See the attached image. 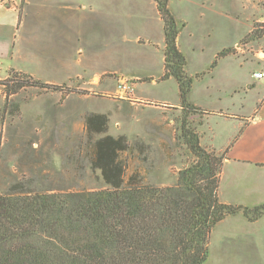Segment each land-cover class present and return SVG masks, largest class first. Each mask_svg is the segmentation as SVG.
<instances>
[{"label":"rangeland","instance_id":"rangeland-1","mask_svg":"<svg viewBox=\"0 0 264 264\" xmlns=\"http://www.w3.org/2000/svg\"><path fill=\"white\" fill-rule=\"evenodd\" d=\"M125 1L118 0V5L130 2ZM138 1L143 7L140 14L157 10L155 0ZM56 2L70 8L63 12L78 15L82 34L74 32L71 21L61 28L40 17L20 30L14 67L0 81L18 74L27 86L7 99L0 83V191L28 179L40 190L105 188L93 161L97 141L107 135L125 137L128 144L120 151L126 181L137 175L146 184H175L178 171L195 157L180 138L184 113L175 106L180 100L178 83L174 78L162 80L160 54L147 39L157 36V27L151 33L143 23H128V34L142 37L136 44H124L120 38L125 24L118 17L109 22L108 12L100 9L104 0ZM26 5L27 0L19 1L21 14ZM170 7L180 24L188 72L209 68L215 52L229 46L232 52L261 62H234L245 80L255 71L264 73V0H170ZM122 82L134 85V93L120 92ZM209 95L221 96L197 87L192 98L209 101ZM202 114L192 111L188 116L194 128ZM103 122L104 130H99ZM234 226L238 227L225 220L212 230L204 264H264V255L259 259L258 251L227 237L226 230Z\"/></svg>","mask_w":264,"mask_h":264},{"label":"trees","instance_id":"trees-1","mask_svg":"<svg viewBox=\"0 0 264 264\" xmlns=\"http://www.w3.org/2000/svg\"><path fill=\"white\" fill-rule=\"evenodd\" d=\"M155 1L164 22L162 80L178 83L184 113L180 138L194 160L170 186L146 184L137 175L126 181L120 151L128 144L125 137L107 135L97 141L93 161L105 188L50 191L34 188L33 179L11 183L0 191V264H204L218 223L240 212L250 221L264 216V205L220 200L225 154L203 147L188 120L192 111L202 109L188 100L194 78L179 46L180 24L170 0ZM231 52H218L211 69ZM18 78L0 81L7 99L27 86ZM104 124L98 129L104 130Z\"/></svg>","mask_w":264,"mask_h":264},{"label":"crops","instance_id":"crops-1","mask_svg":"<svg viewBox=\"0 0 264 264\" xmlns=\"http://www.w3.org/2000/svg\"><path fill=\"white\" fill-rule=\"evenodd\" d=\"M19 1L0 0V79L5 77L10 67H14V51L18 34L20 30L24 31L28 28L30 19L40 17L50 23H58L57 25L61 28L68 27V22L71 21V25L75 28L74 32L82 34L81 31L79 32L78 15L74 12L71 14L63 12L62 10H70V8H60L56 2L58 0H31V3L27 0L23 14L20 13ZM126 1L130 2L118 5V0H104L100 9L108 12L109 22L116 21L118 17L125 24L121 34L123 38H120L124 44H136L142 37L141 34L129 35L128 30L131 26L128 23H143L151 33L157 27V36L151 34L147 39L154 41L156 46L153 48L160 54L164 72V22L157 14L158 9L152 8L151 13L140 14L138 11L143 9L141 2ZM118 10L122 11L119 15ZM131 11L137 12L131 13ZM64 22L66 23L63 24ZM143 24L141 26H144ZM112 26L116 28L115 24ZM112 26L110 25V29ZM46 32L56 31L47 29ZM180 36L181 32L179 38ZM114 37V40H119L118 37ZM109 40L111 41L110 37ZM106 47H111V45ZM228 47L222 46L217 50L210 67L202 71L188 72L186 55V71L194 78L188 100L203 112L202 121L196 128L201 145L207 150L225 154L220 175V200L226 204L255 207L264 205V76L256 78L254 74L259 71H255L245 80L244 76L238 73L234 62L240 65L249 60L261 62L254 58L247 59V55L239 52H231L221 57L217 65L211 69L218 52ZM180 49L182 50L181 46ZM82 50L83 48L80 52ZM201 73L203 75H200ZM197 87L205 93H215L221 96L216 98V96L209 95V97L212 96L209 101L193 99L192 94ZM175 106L182 111L180 100L175 101ZM225 220H232L238 225L236 228L235 225L226 230L227 237L237 239L247 249L258 251L255 255L261 259L264 255V216L250 221L242 213L227 216L222 221Z\"/></svg>","mask_w":264,"mask_h":264},{"label":"built area","instance_id":"built-area-1","mask_svg":"<svg viewBox=\"0 0 264 264\" xmlns=\"http://www.w3.org/2000/svg\"><path fill=\"white\" fill-rule=\"evenodd\" d=\"M236 48L239 49L238 46ZM254 76L256 78H262L264 76V73L257 72V73L254 74ZM118 90L120 92H123V93L127 92L129 94H133L134 90H135V87H134V85H132L130 83H123L122 82V83H120Z\"/></svg>","mask_w":264,"mask_h":264}]
</instances>
